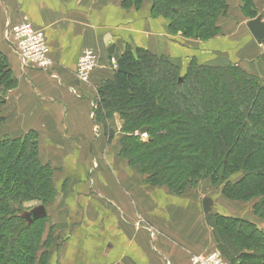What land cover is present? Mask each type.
Instances as JSON below:
<instances>
[{
  "label": "crops",
  "instance_id": "obj_1",
  "mask_svg": "<svg viewBox=\"0 0 264 264\" xmlns=\"http://www.w3.org/2000/svg\"><path fill=\"white\" fill-rule=\"evenodd\" d=\"M125 1L0 0V52L16 82L7 91L1 116L13 139L38 134L44 145L40 158L52 161L57 193L52 249L61 243L52 255L54 264H192L194 257L218 249L204 210L205 215L196 202L170 194L165 186L149 185L121 156L120 133L111 138L92 117L98 90L115 75L107 54L111 44L123 54L131 45L172 57L177 65L185 54L180 35L172 37L167 23L147 14L151 0L139 10ZM253 1L255 18L264 19V0ZM253 19L244 21L239 37L224 25L222 36L205 52L199 46L190 50L200 60L210 56L215 65L238 64L264 77V42L258 44L247 28ZM25 21L45 34L52 73L23 70L5 40L8 23ZM87 51L96 56V66L84 82L77 68ZM110 121L120 124L116 114Z\"/></svg>",
  "mask_w": 264,
  "mask_h": 264
},
{
  "label": "trees",
  "instance_id": "obj_2",
  "mask_svg": "<svg viewBox=\"0 0 264 264\" xmlns=\"http://www.w3.org/2000/svg\"><path fill=\"white\" fill-rule=\"evenodd\" d=\"M125 2L140 9L141 0ZM225 4L224 0H156L154 12L161 11L162 17L167 19L170 15L164 11L169 9L177 21L167 20L166 23L176 33L182 32V26L196 28L199 34L201 29L202 33H210L217 28V19ZM123 55L126 73L116 71L114 79L103 82L94 111L103 113L104 119L117 113L124 120V131H130V135L121 142V156L131 168L144 175L149 185L168 188L173 182L179 183L182 190L191 178L188 176L179 181L190 170H185L184 166L218 162L219 168H212L210 173L213 183L225 181L223 188L231 189L227 196L235 201H249L261 196L256 214L264 219V81L262 83L256 76L230 65L206 67L196 64L182 76L175 72L174 66L166 65L165 60L149 51H133L127 46ZM4 60L1 55L0 106L6 101L4 94L16 86L15 77ZM158 63L163 65L160 67ZM146 73L151 74L150 79ZM151 80L156 82L154 87L149 83ZM3 121L0 113L1 125ZM143 128L148 130L146 142L131 134ZM29 137L5 138L0 142V261L6 257L10 259L9 264H44L41 259L46 253L39 252L48 246L42 241L44 219L29 224L22 217L26 211L21 212L23 200L41 192L51 180L47 171H43L38 146L30 143ZM29 146H32V157L25 161ZM180 146L184 152L175 155L177 149V154L181 153ZM188 150L198 155H188ZM219 153L223 159L217 161ZM9 159L12 161L10 167ZM175 161L182 162L173 167L171 164ZM179 167H182L178 169L181 173L167 176ZM240 174L242 178L234 181ZM47 197L41 196L45 201ZM228 222V230L239 223L229 218ZM245 224L254 231L244 241L247 227L240 230L239 239L264 252V240L260 239L264 231L251 223ZM19 227L28 233L21 236ZM12 228L17 229L14 235ZM226 252L224 250V255L230 254V251ZM237 255L230 257L231 262ZM247 256L254 261L262 259L255 254Z\"/></svg>",
  "mask_w": 264,
  "mask_h": 264
},
{
  "label": "rangeland",
  "instance_id": "obj_3",
  "mask_svg": "<svg viewBox=\"0 0 264 264\" xmlns=\"http://www.w3.org/2000/svg\"><path fill=\"white\" fill-rule=\"evenodd\" d=\"M152 1V7L153 10L151 12H148L147 14H150V17L153 19L154 22H164V24L166 23V21H177L176 18H174V16H171V13L169 12L170 10L167 9L166 11H164V13H168L170 15L169 18L165 19L164 17H162L161 11L160 12H154V6H155V2L156 0H151ZM178 1V0H177ZM224 2L226 3L224 5L225 9H223L224 11L221 12V14L219 15L218 19H217V28H215V30L210 31V33H202V29L200 31L201 34H199V31L196 30V28H191L188 29L187 26H182V28H180V30H182V32L176 33V31H172L170 26H168V30L170 35H172V37H176L178 34L179 36V40L180 42L184 41V47H186L185 50V54L184 57H182V55H180L181 57H178V59L181 61L180 64H176L175 63V59L173 60L172 57L168 58V56H159L156 55L159 58H162L163 60L166 61V65H168V63L172 66H174L175 72L177 74H180L182 76H186L187 72H189L191 70V66L196 65V64H200L202 66H206V67H222L219 65H215L213 64L212 61H214L215 59H210V56H203V58H199V56L197 55V53L194 51L192 52L190 50V47H201L203 48V51L205 52L206 50L204 49H208V47H210L213 43H215V40L217 38H219L220 36H222L221 34V29L222 26L224 25H229L230 26V30L233 32V35H240V33L243 31L242 27L244 29L245 24L244 21H246V19H253L257 16V11L255 8V4L253 0H224ZM188 4V3H187ZM144 5V0H141L140 3V8H142ZM187 7V6H185ZM160 14V15H159ZM164 15V14H163ZM229 18V19H226ZM256 19V18H255ZM242 21V22H241ZM203 22V20H202ZM241 23V24H240ZM209 27V26H207ZM244 34V32H243ZM45 35V34H44ZM241 36V35H240ZM46 37V36H45ZM182 37L184 38V40L182 39ZM239 37V36H238ZM171 39V38H170ZM48 42V41H47ZM250 42V41H249ZM129 48H131L133 51L137 50V49H142V48H134L131 45H128ZM145 50V49H143ZM147 51V50H146ZM150 52V51H149ZM208 53V52H207ZM3 56L4 58L6 57L3 53L0 52V56ZM174 55V54H173ZM175 56V55H174ZM262 58L264 60V50H263V55ZM6 59V58H5ZM5 64L7 63V65L9 66L8 60H4ZM164 63V61H162ZM264 63V62H263ZM182 64V65H181ZM158 66H162L161 63L157 64ZM239 67L243 70H245L243 67H241L238 64H232V63H227L226 65H224L223 67ZM110 69V68H109ZM132 69H134V67H132ZM111 70V69H110ZM246 71V70H245ZM114 72L113 75L115 74L116 71H112ZM147 77L150 79L151 74L146 73ZM113 77V76H112ZM153 77V76H152ZM258 79L262 81H264V77H258L256 76ZM8 79V77H7ZM114 79V78H113ZM159 80V79H158ZM7 81V80H5ZM150 81V80H149ZM161 81V80H159ZM163 82V81H162ZM151 86H153V84H156L155 80H151ZM263 83V82H262ZM263 86V84H261ZM7 93L4 94V98L6 97ZM99 98H96V102ZM163 105H166L163 103ZM94 110V109H93ZM0 113L2 115L1 112V106H0ZM120 120V124H115L112 125L111 121H110V117L109 119L105 118L104 119V114L103 113H95L94 118L97 122H98V126H100V130L103 129L106 132H110L112 134L111 138H114V136L116 135L115 133H120L121 135V142L122 140L127 136L130 135V131L129 132H125L124 131V120L117 114L115 113ZM116 125L120 126V127H116ZM115 128H114V127ZM4 124L2 123V125L0 124V142L2 141V139L5 138H10L11 137L9 135L6 134V130H4ZM135 136L140 137V140L142 142H146L148 139V134L147 133H141L140 131L131 133ZM29 135L30 137L27 139L30 143H35L36 147L38 146V151H40V149L43 148L44 145H40L39 143V135L33 132H29L28 134L24 135L27 136ZM22 136V137H24ZM19 137V138H22ZM29 143V144H30ZM39 143V145H38ZM31 148L32 146H29V153H27L25 161L32 157L30 152H31ZM178 149L176 150V154L175 152H173L175 155H182V152H184L182 150V146L179 147V152H181L180 154L178 153ZM188 153H190L191 151H186ZM42 155V154H41ZM188 155L191 156H197L198 154H193L190 153ZM222 154H217V161L218 158L223 159V157L221 156ZM40 162L42 164V168L43 171H47V175H49V177H51L50 179V183H47V185L42 188L41 192L39 193H35L32 194L28 197H26L23 202L21 203V212L22 211H26L29 212L30 210H33V208L43 205L46 208V212H47V216L45 218H43L44 220L42 221V223L44 224V227L42 228V241H44V245L47 244V248L41 249V254L46 253V257H43L42 263L44 264H54L52 262V255L54 252H56L58 249H60L59 246H61L59 243L56 247H53L52 249V243L54 242V234H55V227L56 224H54L55 222L52 220V206H54V202L56 199V195L57 193L55 192V188L54 185L52 183V175L54 172V169H52V161L50 160H44V158H39ZM10 160V159H9ZM8 160V165L9 167L12 164V161ZM23 162V165L26 164V162ZM51 162V163H50ZM182 162V161H181ZM180 161H175L173 162L171 165L174 167L175 164H181ZM185 162V161H184ZM221 163V162H220ZM185 164H187V162H185ZM182 167L177 168V170L175 169L174 171H171L170 173L167 174V176H171L173 175V173L175 174H179L182 172L179 171L178 169H180ZM185 170H187L186 172H188L185 177H177V175H175V177L177 179H179V181H184L185 178H187L188 176H191L190 179H188L187 184H185L183 186V189L180 190L179 188V183L174 184L173 182L168 184V189L170 194L172 193L174 196L180 197L182 199H188L191 201L196 202L200 207V210L203 213V201L205 199L210 200V211L208 214H204L206 216V222L209 226V228L211 229V233L214 234L215 240H216V247L217 252H219L222 256H228L226 259L233 257V254H238L237 257H235V260H232L233 263L236 264H264V252L260 249L257 248L256 246H252L249 242H244L247 238V236H249V234L251 233V231H254L253 229H250L249 227H247V225L245 224V222L247 223H251L253 225H255L256 228H258L259 230H263L264 231V219L261 217H258V215L256 214L257 208L256 205L259 203V201L261 200V196L256 197L253 200H249V201H244V200H240V201H235L232 200L230 198H228V193L231 189L224 190L223 186L226 184L225 181H220L218 180L217 182L213 183L212 178H211V171L212 168L214 169H218V162H214L212 163V161H209L206 166H203L202 164L199 165H192L189 164V166L185 167ZM183 168V169H184ZM194 169V172H192ZM236 176V175H235ZM2 179L4 178V174L1 177ZM242 176L241 174L237 177H234V181H237L239 179H241ZM50 185V187L48 186ZM170 185V186H169ZM172 185L173 188L171 187ZM53 188V189H52ZM178 188V189H177ZM179 191V192H178ZM41 196L47 197L46 201L44 199L41 198ZM19 206V205H18ZM25 212V213H26ZM24 215V214H23ZM22 215V217H23ZM24 218V217H23ZM228 218L229 219H234V220H238L239 223H237V226H234L235 228H231L232 230H228V225H230V223L228 222ZM243 222V223H240ZM18 222H16V226H17ZM1 225V224H0ZM14 225V224H13ZM247 227V229H246ZM246 229V234L243 236V240L239 239V231ZM18 234L25 235L28 232L26 230H24V228L19 227L18 228ZM1 231V230H0ZM15 233H17V229L16 228H12V234L14 235ZM2 234V233H1ZM260 239L264 240V236L260 237ZM254 243V242H252ZM251 245V246H250ZM8 247V246H7ZM6 247V248H7ZM224 250L225 251H230V254L228 255H224ZM239 251V252H238ZM226 252V253H228ZM38 253V255H39ZM7 254H9V252H7ZM243 254V256L241 257V255ZM251 254H255L256 257H262V259L259 260H251L249 258H247V255H251ZM240 255V256H239ZM40 257V256H39ZM245 257V258H244ZM11 258V256H10ZM232 258V259H233ZM10 259H6V257L4 258L3 261H0V264H9ZM231 261V258L228 259ZM235 261V262H234ZM39 264V262L37 263Z\"/></svg>",
  "mask_w": 264,
  "mask_h": 264
},
{
  "label": "built area",
  "instance_id": "obj_4",
  "mask_svg": "<svg viewBox=\"0 0 264 264\" xmlns=\"http://www.w3.org/2000/svg\"><path fill=\"white\" fill-rule=\"evenodd\" d=\"M5 40L10 43L19 57L20 66L23 70L37 69L42 72L54 71V61L51 57V48L47 39L41 31H37L28 22L11 25L8 23L5 30ZM111 70L117 71L118 67L114 60L111 62ZM96 66V56L92 51H87L81 57L77 74L79 78L88 82L91 73ZM95 111L92 114L94 118ZM192 264H236L225 259L219 252L196 256L192 259Z\"/></svg>",
  "mask_w": 264,
  "mask_h": 264
},
{
  "label": "water",
  "instance_id": "obj_5",
  "mask_svg": "<svg viewBox=\"0 0 264 264\" xmlns=\"http://www.w3.org/2000/svg\"><path fill=\"white\" fill-rule=\"evenodd\" d=\"M247 28L249 32L251 33L252 37L258 44H262L264 42V19L261 17H258L256 19H253L247 23ZM107 54L109 57V60H114L117 64V71L118 72H125L126 68L124 67V63L122 60L123 53L121 51V48L118 47L116 44H111L107 48ZM148 130L146 128H143L140 132L146 133ZM210 200L205 199L203 201V210L205 214H208L210 211ZM47 216L46 208L43 205L37 206L33 208V210H30L29 212L24 213L23 217L24 219L31 224L32 222L45 218Z\"/></svg>",
  "mask_w": 264,
  "mask_h": 264
}]
</instances>
